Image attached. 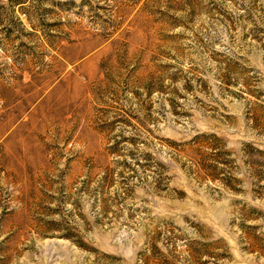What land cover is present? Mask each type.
<instances>
[{"label": "rangeland", "instance_id": "374dc122", "mask_svg": "<svg viewBox=\"0 0 264 264\" xmlns=\"http://www.w3.org/2000/svg\"><path fill=\"white\" fill-rule=\"evenodd\" d=\"M0 264H264V0H0Z\"/></svg>", "mask_w": 264, "mask_h": 264}]
</instances>
